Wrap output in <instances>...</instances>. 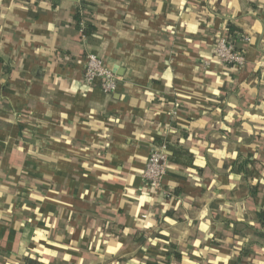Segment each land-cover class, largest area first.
Returning a JSON list of instances; mask_svg holds the SVG:
<instances>
[{
  "label": "crops",
  "instance_id": "0c3cea01",
  "mask_svg": "<svg viewBox=\"0 0 264 264\" xmlns=\"http://www.w3.org/2000/svg\"><path fill=\"white\" fill-rule=\"evenodd\" d=\"M263 211L264 0H0V264H264Z\"/></svg>",
  "mask_w": 264,
  "mask_h": 264
},
{
  "label": "built area",
  "instance_id": "2783aa9c",
  "mask_svg": "<svg viewBox=\"0 0 264 264\" xmlns=\"http://www.w3.org/2000/svg\"><path fill=\"white\" fill-rule=\"evenodd\" d=\"M251 41L246 33H234L217 39L214 46V55L217 61L227 66H243L246 62L245 54L236 47V40ZM209 66L210 62L205 61ZM83 81L89 86L98 84L105 93L117 90L119 77L114 70L106 66L97 54L88 53L85 61ZM168 152L165 145L151 150L143 171L144 178L151 188L159 190L163 187L164 178L168 170Z\"/></svg>",
  "mask_w": 264,
  "mask_h": 264
},
{
  "label": "trees",
  "instance_id": "16d2710c",
  "mask_svg": "<svg viewBox=\"0 0 264 264\" xmlns=\"http://www.w3.org/2000/svg\"><path fill=\"white\" fill-rule=\"evenodd\" d=\"M228 30H229V34H233L235 27L232 24H228ZM178 154H183V152H181V150L179 151L175 150L174 155L177 156ZM260 224L262 225V227H264V211L260 212ZM28 264H38V263L34 260L32 261L29 259Z\"/></svg>",
  "mask_w": 264,
  "mask_h": 264
}]
</instances>
